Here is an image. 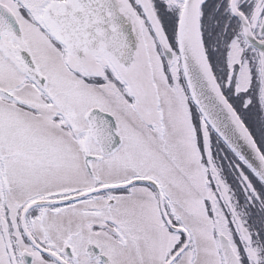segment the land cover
<instances>
[{
	"label": "snow or ice",
	"instance_id": "obj_1",
	"mask_svg": "<svg viewBox=\"0 0 264 264\" xmlns=\"http://www.w3.org/2000/svg\"><path fill=\"white\" fill-rule=\"evenodd\" d=\"M0 264H264V0H0Z\"/></svg>",
	"mask_w": 264,
	"mask_h": 264
}]
</instances>
